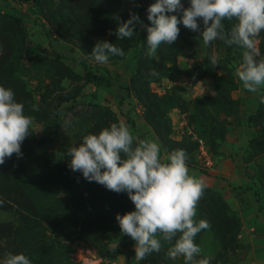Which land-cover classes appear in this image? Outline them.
Returning <instances> with one entry per match:
<instances>
[{"label":"rangeland","instance_id":"obj_1","mask_svg":"<svg viewBox=\"0 0 264 264\" xmlns=\"http://www.w3.org/2000/svg\"><path fill=\"white\" fill-rule=\"evenodd\" d=\"M154 2L41 0L37 9L32 0H0V85L33 117L22 156L0 165V264L9 252L31 264H184L182 256H168L175 240L159 235L160 251L137 261L135 241L116 220L135 209L127 192L69 167L67 149L112 123L156 141L162 159L176 149L188 154L190 174L206 184L195 219L210 224L195 237L197 260L264 264V88L249 92L236 77L244 49L228 50L221 40L205 47L182 23L177 40L161 44L155 59L147 55L146 28L117 39L130 11L150 25ZM223 23L227 31L236 20ZM105 40L125 55H110L106 64L89 59ZM256 46L257 60L264 59V31ZM193 135L208 145L212 167L198 158Z\"/></svg>","mask_w":264,"mask_h":264},{"label":"clouds","instance_id":"obj_2","mask_svg":"<svg viewBox=\"0 0 264 264\" xmlns=\"http://www.w3.org/2000/svg\"><path fill=\"white\" fill-rule=\"evenodd\" d=\"M177 12L181 13L179 18L173 14ZM147 19L150 25L130 11L129 18L118 25L117 39L131 38L137 25L146 28L147 55L155 59L161 44L172 45L177 40L182 23L199 33L205 47L221 40L244 49L242 62L235 69L236 77L249 92L258 93L264 88V59L257 60L260 52L256 46V38L264 31V0H190L188 7L181 0H155L147 8ZM233 19L236 23L226 31L223 21ZM199 21L203 22L202 30ZM110 55L123 57L125 52L114 43L98 41L89 59L106 64ZM210 62L218 65L215 57ZM14 97L11 88L0 85V165L13 154L22 156L21 145L33 125V117L25 114L24 105ZM261 102L264 103V96ZM66 154L71 157V170L81 172L88 181L116 193L127 192L135 209L123 215L117 213L116 220L121 233L135 241L137 261L160 251L159 235L169 243L175 240L168 249L169 258L182 256L184 264H210V258L196 259L202 249L195 243V237L210 228L208 221L195 219L206 184L190 174L188 154L183 149L162 159L156 141L138 140L124 123H112L98 134L85 135ZM116 247L117 244L110 250ZM2 264L31 261L23 253L9 252Z\"/></svg>","mask_w":264,"mask_h":264},{"label":"built area","instance_id":"obj_3","mask_svg":"<svg viewBox=\"0 0 264 264\" xmlns=\"http://www.w3.org/2000/svg\"><path fill=\"white\" fill-rule=\"evenodd\" d=\"M189 133L191 134V131ZM193 140L195 141L197 146V156L202 161L204 167L207 168L212 167L214 162L212 161L210 150L205 140L202 138H198L197 136L194 135H193Z\"/></svg>","mask_w":264,"mask_h":264},{"label":"trees","instance_id":"obj_4","mask_svg":"<svg viewBox=\"0 0 264 264\" xmlns=\"http://www.w3.org/2000/svg\"><path fill=\"white\" fill-rule=\"evenodd\" d=\"M40 2H41V0H32L33 7L38 9L39 6H40ZM231 48H232V45H229V46H228V50H230ZM87 75H88L89 77H92L94 80H97V81L102 80L101 77H99V76H95L94 74H92V72H90V70L87 71Z\"/></svg>","mask_w":264,"mask_h":264},{"label":"crops","instance_id":"obj_5","mask_svg":"<svg viewBox=\"0 0 264 264\" xmlns=\"http://www.w3.org/2000/svg\"><path fill=\"white\" fill-rule=\"evenodd\" d=\"M234 173V172H233Z\"/></svg>","mask_w":264,"mask_h":264}]
</instances>
